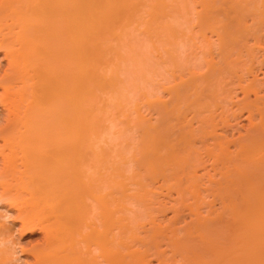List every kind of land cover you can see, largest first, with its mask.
Returning <instances> with one entry per match:
<instances>
[{"label":"bare ground","instance_id":"1","mask_svg":"<svg viewBox=\"0 0 264 264\" xmlns=\"http://www.w3.org/2000/svg\"><path fill=\"white\" fill-rule=\"evenodd\" d=\"M142 1L144 0H0V53L2 54L1 58L6 60V63L4 66L3 65L1 66L0 64V108L2 110L0 111V162H1L0 164V187H1L0 193L5 194L8 197V201H9V202L0 203V205L1 207L4 208V210L6 208V211L8 209H15L14 220L16 219V221L20 223L21 230H24V231L28 230L30 233H33L32 231L39 229L44 234L43 243H40V245H36L27 250L30 252L33 259L31 262H28V263L26 262V264H146V263L148 264V260H147V258L149 257L148 254H152L154 252L153 250L157 251L156 250L157 249L156 244H157V239H158L157 236L160 237V235L164 233V232L162 233V230L165 232L166 231L168 232L169 230V232L171 231L172 234L170 233L171 235H169L170 246L165 244V242L166 243L168 242L167 241L168 237H164V239L166 238V241L163 238L161 241V238H160L158 240L159 242L161 241L160 245L164 243L167 249L171 248L172 250H174L176 248L174 250V253L176 252V254H179L177 258L182 259V260L183 258L187 259V257H184V256H188L187 254L189 252L186 253V255H184L185 253L183 254L184 243L186 244L185 240H183L184 238L182 237L181 239H177V240L175 239V237L178 238L180 234L178 232L179 234L176 235V231L178 229L180 232L183 231L184 230L183 227H181L182 229L180 227H177L178 229L173 228L172 230L170 229L171 228L170 226L172 225L171 223H170L171 225L168 224L170 226L167 227V230L165 227L168 225L167 224L165 225L164 223L163 224L165 226L163 225L162 229H160L161 228L160 226L159 228L152 227L154 225H152L151 223L152 222L155 223V221L153 220L152 215L150 214L153 213V210L155 212L158 209L157 213L155 212V214L159 215L161 213L159 212V210L162 211V206H164L161 204L162 203L161 200H157V198H155V197H158V195L160 194L159 193L157 195L158 192H156V190L160 188L161 186L163 188L164 186H166L167 187V188L165 187L166 189L168 188L175 189L174 186L176 185L177 188H179L178 185L180 184L182 185L181 181H184L187 179L188 181L191 182V186L189 187H193V188L195 187L194 188L195 194H193L190 191L189 192L192 193L196 199L200 198V183L204 180L205 176L203 177V180L201 178L198 179L199 178L198 176H197L198 178L196 177L197 175L196 171L198 170V169L196 170V168H198L196 166L198 164L200 166L203 165L204 162L201 163V161L206 160V159L204 160L201 159L203 156L205 158L212 160L211 162L215 164V166L211 165L212 163L208 159L206 161L207 162L209 161L211 163V164L210 163L208 164L211 167L212 166L214 167L212 169H214L216 174L217 173L220 174V176L218 177L219 180L218 178L217 179L214 178L216 176L214 175L215 173L213 174L211 178L207 177L209 180L210 179H213L216 181L218 180L217 182L215 181V184L213 183L214 182L213 180H212L213 182L211 180L210 181L207 180L209 184L211 183V185L213 184L214 186L213 189L209 188L213 186L211 185L207 186V183H206V186L210 189L209 192L212 194L210 195V193H207V195L209 194L208 196H212V198L216 197V199L213 198V200L211 201H214V200L217 201V199L218 200L221 199L220 202L218 201V203H220L221 205L222 202H226V199H227L229 201V202L227 201L228 204L226 203L227 206L231 202V206L230 205L229 206L232 207L233 205H235L236 207H238L236 209L240 211L241 210L240 204L242 205L243 198L244 200H247V201L249 200L248 193L250 192H248V188L250 187L249 191L250 189H252V193H250L252 195H254L255 192H258L255 181L259 184V186H261L260 188L264 190V184H262V182H264V75L258 78V73L262 71L261 69H264V0H204V1L201 0L199 3L204 2V6L206 7V9L203 6L200 9H205V10L195 11L196 13L193 11L192 16H195L196 14L195 19L194 17H190V15L192 14L191 10L195 9L196 8L195 6L198 4L193 6V9L191 8L190 10L188 9L190 6L189 4L186 6L184 4L185 6L184 7L180 0H179V3H178V0L172 1L173 5L175 4L174 5L175 7H177L178 4L180 5L178 8L179 9L181 8L183 13L184 12L187 13L190 10L189 16L187 18L185 17L184 19H182L181 15L179 16L177 15V16H174V18L177 17L178 19L177 18L174 19L170 15L172 14L171 12L177 13V11H181V10L179 9L171 10V7H170V11H169L168 10L169 8L168 9L165 8V6L167 7L169 4L170 5L172 4L170 3L171 1L169 0H168L169 2L166 1V3H169V4H165L164 0H147V2L146 0L145 2H142ZM175 2L178 4H176ZM192 4L194 5V3H191V5ZM142 5L149 6V10L146 11V13H148V18H146L147 16L145 17L144 16L145 13L142 12V11L145 12V10H147V9H144L145 7ZM199 5L202 6L203 4H199ZM141 6L144 7L143 10ZM186 7L187 9H184ZM167 11L169 12V16L171 17L170 19L171 20L172 18L174 19L172 20L174 23L172 21L170 22V20L167 19V15H168ZM199 13L200 14L202 13V15L203 13L206 14V16L203 15L204 17L203 19H205V21H203V23L200 24V26L204 25L203 27L199 26V23H200ZM143 16L145 17L144 25L142 26V24L140 23L138 24L142 27L147 25L143 28L145 29L143 31L149 34V38L152 35V37L150 38L151 40L154 37L153 35L162 33V35L164 34L163 37H168V38L172 37V40L174 41L176 39L175 37L176 34L177 35L180 34V36L184 35V34H181L182 33L181 29L183 28L179 29L180 31H177L178 29L176 30L177 25L181 27L182 26L181 22H182V24L184 23L186 27L191 28L189 23H191L190 21L193 19L196 20L197 22V23L195 22L193 23L197 24L196 26L200 27L199 29L200 32L201 30L205 31V29H207V31L209 32L211 31V33L215 34L214 35L215 39L212 40L211 38H207L206 37L207 35H204V34L201 35V33L198 32L200 34L199 37L200 36L203 37L204 35V37L201 39L202 40L201 45L200 46L198 45V47L203 48V50L201 52V49L197 47V49L199 50V54H202V55H198V54L195 55L194 54L195 51L196 53H198L196 46L197 44L200 43V40L197 43L196 42L197 37H195L196 34H193V36L196 38L195 41L193 40L194 43H192L193 46L196 45L195 50L193 52L192 51L190 52L188 48L192 49L194 47L191 44L187 45V43H185L186 41L183 42L185 45L188 46L187 48L188 53L187 54L184 53L186 55L183 56L184 58L183 60H180L182 57L179 56L181 55L179 54V51H177L176 53L174 52V50H176V47L173 46L174 48L173 49L172 45L166 43L168 48L169 47L172 48V50L167 48L169 50L168 53L170 52L174 53V54L170 53L171 55L169 54L167 56V59H164V61L167 60V62L165 61L167 65L162 64V66L164 65L165 67L160 66L161 63L157 62L156 60H158V57H160L161 55L158 56L157 54V58H156L152 55V52H151L149 53V55H151L154 59L152 57H150V59L151 61L153 60V62H155L156 65L154 66L156 67L157 71L151 67L153 65H149V66L154 72L151 69H148L150 67H148L147 65L150 63H147L146 65L147 71L146 70L144 71L145 66H143L144 65L143 60L147 62L148 57L146 58V60L144 59L142 55H144L145 53L144 52L142 53L141 52L142 50H139L141 54L140 52L136 54L139 58L143 57L141 59L142 61H140L142 63L140 64L139 58L136 57L135 54L132 53V51L134 50L133 48H135L136 52H138L137 46L129 48V51L131 52V54H129V52L126 53V51L123 48L119 49L120 47L118 48V46L120 45H117L116 44L117 42L113 43L114 40L111 39L113 36L118 38V37H122L123 35H125L124 37L125 39L127 38V35L130 36L131 38L132 33L130 34V32H128V31H131V30H128L130 29V26L128 27V24L130 25L131 24L130 21L135 20V19L138 20L137 22H140V21L142 22L143 20L141 19H144ZM139 17H140V20L138 19ZM179 17L182 19L181 21ZM188 18L189 20L190 18L192 19L186 22ZM116 23H122V24L116 26ZM171 23H173L174 26L171 25ZM131 26L134 28L133 23L131 24ZM183 31H185V29H183ZM174 32L176 34H174ZM167 33L168 34L170 33V35L174 34L173 36L175 39L173 38V36H170V35L168 36ZM106 34L107 35L111 34L112 36L106 37ZM103 35L106 38L103 37ZM156 37L157 36L154 37L155 40H156ZM177 37L180 39L179 36ZM103 38L106 40L107 38H110L112 41L110 39L108 41H110L111 43L107 42L106 40L103 41ZM143 38H145L144 40L146 41V37L143 36L142 40ZM178 38L176 40H179ZM100 39L102 40L101 42H99ZM132 39H134V42L136 43L135 38H132ZM151 40H149L150 44H151ZM159 40L160 39L157 38L156 41L158 42ZM119 42L120 44L122 43L121 46L124 47L125 45L124 40L121 41L120 39ZM179 42H181V40ZM189 42H190V38H189ZM152 43L154 44V42ZM128 44H131V43L128 42ZM166 44H162V46H165ZM134 45H137V44H134ZM154 46L156 45L154 44ZM148 47L149 45L147 46V48ZM151 48H155V47H151ZM167 49L165 50V53ZM120 50L121 52H125V54L121 53ZM108 51L110 55L108 54ZM149 51H150V48H149ZM106 53L110 57L111 55H113L111 59L116 58L117 60L113 61L112 59L111 60L112 62L110 64L109 63L110 58H109L108 60H106L109 62L106 63V61L103 59L105 61L104 62L101 59L105 58L103 56L106 55ZM120 53L122 54L123 59ZM188 56H189V60H188ZM95 58L99 60L98 62H100L102 67L96 65L98 63L95 62ZM131 58L137 60V62L135 60H132ZM128 60L129 62L132 61V66H135V69H133V67L131 66V63L127 62ZM102 61L106 63V65L108 66L109 72L108 71L104 72V70L102 72L100 71L103 68ZM120 61H123V62L126 61V64L129 63L130 64V65L128 64V66L130 67L129 69L131 71L134 70L133 72L138 71L136 69L140 70L141 68V70L145 73H142L141 75L138 74L140 77L137 76L136 72L133 75L138 78H143L144 77L143 74L146 75L148 71L149 72L152 71L151 72L152 74L150 73L151 76L152 75L154 76V74L157 75V72L158 73L160 72L158 71L159 66H160V69L161 68L163 69V71L165 70V68L168 69L167 67L171 69L170 71L165 70L166 73L165 72L162 73L161 71V74H166L167 77L170 76L169 77L170 79H167L165 77L167 79L166 82L169 81L166 84L167 86L165 85V83H163L165 79L164 80L162 79L163 81L162 83L164 85L160 83L159 84L160 86H159L156 83V84H153L154 86L152 84L150 86V82L145 78L146 77L145 76L144 80L146 83L143 81V79H140L142 82H144V83H141L143 84L142 86L143 88L142 87L137 88V86L138 87L141 86L139 82H137L138 80L136 81L137 82L136 83L135 77H131L130 75L126 73V75H128L127 77L133 78V81H134L133 84L135 83L134 85L131 83V86L133 85L132 87L134 89L133 91L137 93L139 91L138 89H141L139 92L142 91V99L144 98L145 100V101L142 100L144 101L143 103L146 104V106L153 111V112L149 111L150 115L148 116H152L153 114L155 115L154 117H152L155 119V122L153 121L154 124L151 121V118L145 117L146 114L142 115L143 112L141 113V110L144 104L142 106V104L139 102L141 104V108H140V106H138L140 104L137 103L136 105H134L136 102H133L134 104L132 103L133 105L131 104L128 107L126 103V105H124L122 108L121 104L125 103L124 102L125 92L118 86V84L116 85L115 83V82L118 83V80H120V78L118 79L117 74H119L120 72L121 73L120 77L123 78L124 74L122 75V71L126 72V70L123 68L125 67V65H123L122 67L119 64ZM138 63L140 64V66L141 65L142 66L140 67L139 65H137ZM157 63H159L160 65ZM168 72H169V76L167 74ZM262 72L261 74H264ZM153 76L151 77V79L153 78ZM127 77L126 79L124 77L126 81L128 79ZM122 78L120 81H122V84H124L125 80ZM147 82L149 84L148 91L152 92V89H153V92L156 93L155 90H158L160 88L162 91L166 92V95H168L167 100L164 101L163 99H161L162 96H160L159 94L160 92H157L158 94L156 93L157 94L156 95L155 93L153 92L149 93L146 90L149 93L148 95V93L144 90V85L145 84L147 85ZM100 83L101 84L103 83V84L101 85ZM113 85H115V87H113L114 89L118 87L119 90L117 88L114 92H111L114 90V89L110 90L111 89L110 87H112ZM126 85H128L127 82H125V86ZM135 85H136V88H134ZM95 87H96V90H95ZM103 88H109L107 90L108 91L110 90V91L107 94H106L107 91L103 93L104 90H106ZM130 88L128 89L130 93H134L133 91L131 92L132 89ZM97 89H100L101 91L100 90L97 91ZM94 90L97 91L96 92L97 94L99 93L98 94L99 96L101 94V98L105 100L106 102L111 100L110 97H112L111 95H114L113 93L117 94L121 90L120 93H118L117 95L115 94L117 97L114 95L116 100L113 99L112 97V99L115 100L114 102L118 101L117 102L119 104V105L117 104L118 107L116 106V104L113 103V101H110L117 108L114 105H113L114 107H111L112 104L107 102L108 106L107 104L106 106L110 107L109 108L110 110L107 108L105 110L104 107L101 106L102 105L101 103L103 102V100L101 98H98L99 96L95 97L96 99L94 98L96 94L95 92H93ZM100 92H102L104 96H108V97L105 98ZM109 93H111V95ZM135 93L133 95H135ZM238 93L242 94L241 99H236ZM91 94L93 98L95 99V101L99 102L97 104L100 107H102L101 109L104 110L105 112L104 114H101V116H103L102 118L105 119V120L103 119L104 120L103 122L106 123L107 120L110 119V121L106 123V125H109V128H110V130L108 131V134H110L112 130L114 131L115 129L117 130L118 128L117 125L116 126L114 125L115 127H117V128H114V126H111V124L112 123L115 124L116 122L114 121L115 119L118 122L121 117L118 114L114 115V112H112L113 108H115L118 113H120L119 111L121 110L122 112H125L124 114L127 113L126 115H122V116H125L124 117L125 119H126V116L128 117V115H131V114H132L131 117H135V120H134V118H131L129 116L130 122L132 121V119L134 120V126L137 131L136 134L138 136V134L140 133L139 134L140 139L136 136H134V138L133 136L131 137L132 133L130 130L131 128H129L130 125L129 126L125 125V126L129 128L130 130L129 135H130L131 140L128 139L129 135H128L127 129H126V132H127L126 138L122 137L126 135L125 130L121 128L122 126L118 128L121 130H117L118 132H114L117 134H113V136L117 135V137H120L118 136V134L121 135L122 131L125 132L123 133L124 135H121L122 140H120L121 138L120 139L117 138V139H119L120 140L119 142L121 143L123 141L125 145L127 143L125 140L128 139L131 143L130 149L132 151L134 150L132 152L128 148L129 152L131 153L136 152V149H132V148H134L133 146L136 145L134 143H137L136 139L137 141L139 140V143H137L138 145H136L137 146L136 148L138 149V152H139V153L136 152L138 153V156L135 155L136 153L133 154L138 159H136L133 155L132 156L127 155L129 153L125 154L126 152L122 154L118 151V153L122 154L118 156L117 150H114V152H116L115 154H117V155L115 154L114 155L119 157V159L116 157L117 159L116 158L115 159L117 161H115V159L113 158L115 156L112 155L113 152L110 153L109 149L107 151V149L105 150L104 148L105 145H107L106 148H109L108 145H111V147L114 146V143H112V142H116L115 140L113 141L114 138L110 139L109 137V139L112 141V142L110 141L111 143L108 142L106 138L105 140L107 144L105 145L102 144L103 145L102 148L100 147L101 144L99 143L97 144V142H95L97 140L100 141V137L106 134V132H104L105 130H103L102 127L99 129L100 126L97 127L98 128L97 130H100V131L103 130L102 131L103 134L98 131L100 133L99 135L97 130L95 128L93 129V127L99 124V121L93 126L92 124L94 123H92V120L97 121L96 119L99 120V118H97L96 116V119H92L93 117L92 113H95L94 115L98 113L97 115L99 116V114L102 111H100L101 109L100 107H98L97 104L95 106L98 107L99 109H97L95 106H93L92 108L91 106L92 101L90 103V100H93L94 102V99L90 97ZM151 94H153L154 98L151 97L152 96ZM139 96L141 98V95ZM136 97L137 96L135 95V98ZM150 97L153 98L151 99V101H150ZM100 100L102 102H100ZM139 101H141V99ZM128 102H130L129 99H128ZM130 107H134V108H130ZM147 107H146V110L148 111L149 109ZM95 108L98 110L97 113L93 112ZM129 108H130V111L132 112L128 111ZM116 110L113 109V111H116ZM107 111L109 112L111 111V112L107 113ZM122 112L120 114H122ZM243 113H246L245 118L248 120V126L246 127V129L244 128L245 129L244 134H239L240 133L239 132L238 133L239 135H237L238 137L232 138L233 136L231 134L232 137L227 138L226 133L224 132L225 129L232 126L231 121L236 120L238 117H240V115L242 116ZM105 114H108L107 117H109L110 114L111 116L106 120ZM117 115L119 118H116ZM111 117L113 118L112 119L113 121L111 120ZM93 118H95V116ZM127 121L124 123L126 124ZM147 121H149L150 123ZM109 122H111V124H109ZM132 122L129 124H132ZM122 123H120L119 125H121ZM193 124L195 125V127L193 126ZM105 128L107 127L105 126ZM240 129H243V128H240ZM93 130L94 131L96 130L95 133ZM218 130L219 131L221 130L223 132H218ZM62 131L65 134L67 133L66 139L70 143L69 144L70 146L68 147V149L69 148L71 150L72 149L74 150L83 149L84 151H87L86 152L87 154L91 147L94 148L95 146H97L98 148L100 147L101 149L104 148L103 151L104 150L106 151V153L104 154H106L107 158L111 160L110 163H112V165L109 163V161H107L108 159H104L106 161L105 164H107L105 166L107 167L109 165L108 166L109 170L108 169L106 170L107 172H104V170L102 171L104 172V174L106 173L105 177L107 176L106 178L103 176L104 177L103 181L106 179V181L104 182L105 183L104 186L107 188L106 189L107 191L103 193L104 195L101 194L103 190H100V189L97 190L99 187L94 185V183L97 184L96 182H92L93 184L87 182L88 180L87 174L89 172L88 173L84 172L87 175L85 178H83L85 179L86 182L83 179H82L83 181L79 180L81 185L84 182L83 187H79L80 183L75 181L77 177L74 180V182L76 183V186L78 185L77 186L78 189L77 188L74 189V187H76L74 186L75 184L72 186L70 184H67L69 185L67 186L65 184L66 182L63 181L64 174H61L60 172V165H62L61 161H63L61 159V156H62L61 154L65 153L62 147L67 141L65 142V139L60 138L61 141L62 140L64 141H62V143L60 141V144H59V136L60 134H63ZM96 132L98 133V135ZM222 133H225L224 134L225 136ZM95 134L97 136H100L98 137L97 140H95L96 138H94ZM96 135L95 137H97ZM109 136H111V134ZM104 138H103V141H104ZM117 145H119V148H122L123 144H117ZM59 146L61 147V149H59L60 148ZM231 147L233 149H231ZM65 148H66V144H65ZM93 148H91L90 151ZM70 149L69 151H71ZM122 149L123 150L125 149L124 151L127 150L126 146H124ZM59 150H62V151L60 152ZM74 150L71 151L72 155L71 154L70 155L73 156L74 160L76 158L77 160L79 158H80L79 160H81V157L78 156V153L80 152L79 153L80 155L81 153L85 154L84 151L82 150L81 152L79 150V152H77V150L75 151ZM95 150H96V147H95ZM123 150H121V152ZM69 151H67V157L70 156ZM100 151L101 150L97 152H100ZM75 152L76 154H74ZM109 154H111L112 157L111 156L109 157ZM123 155L125 156L127 155V158L129 156V159L127 158L125 159L126 161L129 160L130 167L126 166L125 160H123L124 162L122 160L120 161V158L123 159L124 157ZM74 156L75 157L77 156V157L75 158ZM70 158H68V160L65 159V161L72 162ZM92 158L90 157L91 160ZM111 158L114 159V161ZM77 160H75L76 164L79 165V163L80 164L82 163L79 160L78 161ZM83 161L85 165L86 164L85 161L87 160L83 159ZM66 162H64V166H65L64 168L67 167ZM118 162H120V165L124 163L123 166H126L128 168V169L125 168L124 171H126V169L129 171V168L131 171L132 165H134L133 166L134 168L132 169L133 173L130 171L129 172L127 171L128 174L126 173V177H125L124 176L125 172L122 171L124 167L120 166ZM132 162L133 163L135 162V163L131 164ZM88 163H91L89 159H88ZM86 166H89V165H86ZM83 167L84 166L82 165L81 168ZM87 168L88 170L91 169L89 167ZM79 169H80V166L76 167V173L78 171L79 174H81L80 172L82 171H79ZM215 169H220V170H218L217 172ZM83 170H86L85 167L83 168ZM91 170H94V169H91ZM142 170H144L145 176L142 175L143 174ZM74 171L75 170L72 169V172ZM209 171H207V173ZM76 173L74 172L75 175ZM92 173H89V174H92ZM149 173H152V174L149 175ZM195 173L196 175H194ZM129 175L132 176L131 178L136 179V180L135 181L133 179L127 180L128 182L126 181L127 182L126 183L125 180L127 179V177L128 178L130 177ZM153 175H156V176H153ZM80 176L83 177V175H80ZM121 176H122V180L120 179ZM72 177L73 176H71V178ZM124 177H125V180H124ZM151 178H154V180L157 179L156 181H158V179H161L160 181L162 182L161 183L162 185L159 186L157 184L155 185L156 187L153 186L155 181L153 180L154 182L151 183V180H152ZM182 178H185V179H182ZM200 180L201 182H199ZM97 181L98 183L100 182L99 180ZM131 181L132 182L134 181L135 185H131L132 184ZM160 181H158V183ZM167 181L169 182V186H167V184L165 185V183H168ZM171 182L175 184L173 185L172 183L171 184L172 186H171L170 185ZM204 182L203 184L205 185ZM102 183L99 184L100 187ZM128 184H130V186ZM192 184H195V186H192ZM250 184L252 186H250ZM181 185H180V189H182V197H180L179 201L175 200L174 203L175 204L179 203L178 206L180 204H181L180 206H182V203H183V207L187 206L188 208L191 206L192 210L196 206L197 207L202 206L199 208H203L204 202L200 203L199 201H197L196 202L197 204L200 203L198 206L195 203V198H193V196H192V200L194 199L193 203H191L188 200L186 201L187 198H185V194L188 193L189 195L187 196L191 198V195L189 192H187V189L185 190L186 192L183 190V188L184 189L188 188L187 187L188 185L183 184L182 187ZM93 186H95L97 189L96 188L94 189ZM130 187L132 190L130 189ZM150 187H153V188L150 189ZM193 188H192V191H193ZM152 189H156V190L155 191L153 190L154 191L153 192ZM169 189L167 191H169ZM262 190L260 189V196H259L260 199L257 198L258 196H256L258 193L254 195L257 198L258 203H259V200H262V198H264V193H262L264 191ZM175 191H176L175 193L181 196L180 194L181 191L177 192L179 191V189ZM203 191L208 192L206 187L204 188ZM96 192L97 194L99 193V195L101 194V196L97 195ZM196 192L199 194H197ZM250 194H249V198H251L250 200H253L255 197L251 196ZM149 195L150 197L151 196L152 197L150 198ZM243 195L244 197L242 198ZM153 196H155L154 197L155 199L153 198ZM147 197H149V204L147 203L148 202ZM166 197H168V193ZM233 197H238V199L240 197L242 200L239 199L240 202L237 203L238 200L236 198L234 199ZM89 198L91 199V201L94 199L93 201L96 202V205L99 206V207L97 206L98 208H101V210L103 208L102 211L99 210V212L101 213H98V215L99 214L100 215L96 216V217H100L98 219H100L99 223L101 224H98L97 221H96V224L101 225L100 226L101 230L99 234H102V236L100 235L101 237L100 239H102L101 242L98 241L96 245L94 244L98 248V251H99L97 252L99 253L98 255L99 258L97 259L94 258L96 254L94 255V257L89 256V252L91 250L85 251L84 249L83 252H81V249H79V246L77 247V244H79L78 242L81 239V238L79 239V237L81 235H84L88 230H92V228L90 227L85 233L82 232L83 234L80 235L82 228H84L83 230H85V227L82 226V224L85 223V220L83 221V218H85L84 214L85 215L86 213L88 214V210H90L88 209L90 207V204L94 205L91 202L90 204L84 203V202H87L85 201V199L88 200ZM103 198H104V201L102 200ZM181 198L183 200H181ZM101 200L103 202L102 203L103 206L101 204ZM152 200L154 201L153 203L151 202ZM98 201H100V203H98ZM180 201L181 202L183 201V202L181 203ZM187 202L188 203L190 202L193 206L190 203L188 204ZM234 202H236V204L238 205L234 204ZM126 203L129 204L128 205L129 207L130 205L134 204V208L132 206L130 207L131 208L130 209ZM158 203L161 206H158L159 205ZM194 203H195V206H194ZM247 203L249 204L250 207H252L253 211L257 212V213L256 212L254 213L256 214V216H258L257 214L259 213V211L261 213L262 211H264V210L261 211V209H264L262 208L264 207V202L261 203L260 201V204L258 203L256 204L255 202H252L254 204L253 206H251L249 201ZM151 204L153 205L156 204L159 208H157L156 205L151 207ZM223 204L225 205V203ZM135 205L137 207H135ZM208 205L210 206V204H207V207H209ZM255 205H257L258 207L260 205L261 208L259 207L257 210V207ZM176 206L174 210L180 211L181 214L184 213L183 212L184 209L185 211L188 210L187 207L183 209V207L181 208L177 206L178 208L177 209ZM254 206L255 208H253ZM211 207L215 208L213 206H210V208ZM223 207L225 208V206ZM244 208L242 207V210L238 214L235 213L236 209L234 206L231 209L228 208L227 212L224 209L223 211L224 213L221 212V215L220 213L219 214L217 213V216L218 215L222 216V214L225 215V212H226L227 216L226 215L225 216L228 222H229L228 219H230V222H231V220L233 218H236L235 216H237L238 218L233 219L231 224H229L230 226L232 225V223H236V224L242 223L238 225L239 229L235 228L236 227L235 226L236 224H235L231 226L233 232L230 233V231H227L230 233V235L233 234L231 235L232 238L229 237L231 241L232 239L234 238L237 239L239 237V235L238 237L237 236L234 237L236 233L240 234V236L242 233L244 234L245 232L244 230L243 232L238 233L236 229L238 231L242 230L240 227L242 226L243 228H245L247 223H248V226L249 224L252 223L251 226H256L255 227L256 229L257 227H259L260 223L262 224L260 226H264V219L256 218L259 224L255 222V220L253 219L251 220L255 224L253 222H250V223L249 221L247 222V219L246 220L244 219L243 220L244 222L243 221L240 222V219H243L242 215L248 216V214L249 215L252 214V213L251 214L248 213L247 211H246V214H243L242 212L245 211ZM179 209H182L183 211ZM204 209H207V208H204ZM233 210H235L234 211L235 214L233 213ZM188 211H190V209ZM208 211L210 212V213L206 212L208 215L213 213L212 209H208ZM126 213L127 215H125ZM128 213L129 214L132 213V215H129ZM196 213L198 214L200 212H197L196 210L195 215ZM241 213L242 215L240 216L239 214ZM174 214H176L174 216L181 215L178 212ZM200 214H198L197 216L198 218L201 217L203 221L204 216ZM230 214L232 216L228 217ZM233 214H234V217H233ZM183 215L184 214H182L181 216ZM208 215H207V219H205L207 221L209 219L210 220L212 219L211 216H209L210 218H208ZM213 215L212 217L215 216ZM88 216L89 215H87V218ZM252 217L253 216L251 215L250 218ZM142 218H144L143 219L144 222L145 220L147 222L149 218V221L147 223L151 222L150 224L152 226L150 224L148 225L151 226L153 229L151 227H150L151 230H149V227L143 229L144 225H146L147 223H144L142 221ZM174 218H176V220L178 219L177 217H174ZM262 218H264V216H262ZM157 219L159 220V218ZM237 219L239 222L236 221ZM169 221L171 220L169 219ZM177 221L179 222L180 219H178ZM195 221L196 220L192 222V225L193 226L195 225L194 227L190 225L191 221L185 222L184 225H186V228H187V225L188 227L189 226L193 227L194 229L193 233L195 234V231H196L197 232L196 234L197 235L199 234L198 237L200 236L201 238H205L208 235V231L211 232V230L218 227L217 226L218 224H215L216 225L215 228L213 226V224L216 223L215 222L216 220L215 221L213 220V223L211 222L212 224L210 223V227L213 226L211 227V230H209V226L207 227V224L205 225L203 223L204 221L199 222L198 224H197L198 221L197 222ZM221 221L222 220H220V222ZM162 222H160L159 225H161ZM181 222L182 221L179 222L180 226H181ZM138 224L140 225V228L142 227L141 228L142 231L140 230L139 227H137L139 226ZM141 224L143 225L141 226ZM175 224H178V223L176 222ZM5 227L6 226L0 227V237L8 236L7 233L10 232L11 228L7 232L5 230ZM100 228L98 229L96 228V230H99ZM137 228L139 229V231L137 230ZM224 228L219 227L218 232L216 231L217 235L219 231L221 232V229H224ZM250 228H253V231L258 232V229L255 230L254 227L249 226V229ZM189 229L191 230L190 227ZM140 231L141 233L143 232L142 235ZM187 231L188 233L190 232L189 230ZM90 232L88 231L89 235H91ZM94 232H93V236L95 235ZM222 232L224 233V231ZM250 232L251 230L249 232L247 231L246 234L247 233L250 234ZM164 234L163 236H166V235L168 236L169 233H167L166 235ZM183 234H184V231H183ZM185 234H186V230H185ZM219 234L221 235V233ZM255 234L256 233H254V235ZM172 235L173 236L175 235V236L173 237ZM77 236L79 237L76 238ZM170 236H172L173 237L172 239H175L176 241H173V240L171 241ZM246 237H250V235L249 236L246 235ZM84 238H87L86 234ZM88 238L84 241H87ZM220 238L222 239V236ZM220 238H216L215 236L210 237L209 235L206 237V239L210 241V245L213 244V242H216V241L218 242ZM255 238H257V236ZM90 239H92L91 236H90ZM194 240L197 241L196 239ZM207 240H206V243H207ZM203 241L205 242V239L202 240V242ZM245 241L244 243L246 244ZM171 242H173V246L175 247L172 246ZM226 242L227 241H225V243ZM237 242H239V240H237ZM249 242L247 241V243ZM254 242L256 243V241ZM135 243L137 245V248L133 249ZM199 243L200 242H198V245ZM225 243L224 244L222 243V244L226 246L225 248H227V246L228 245L230 246L233 242L230 243L229 241L228 243L230 244L228 245H226L227 243L226 244ZM222 244L220 245L219 243L221 249L218 247V249L221 251L223 250ZM245 244H242V245L240 244V245L241 247L242 246L244 247ZM194 245H195V242H194ZM152 246H155L156 248L154 247L152 248ZM215 247L217 246H214V249H216ZM236 247L234 246V249ZM88 248L89 247H87V249ZM151 248L153 250H151ZM191 248L192 247H190V249ZM230 248L232 249L233 247L231 246ZM245 248H243V250H245ZM91 249H93V247H91ZM205 249L207 250V248ZM205 249L202 248V250H205ZM149 250L153 252H149ZM176 250H178L179 252L182 250V252L179 253ZM22 251L24 252L26 251V249L25 250L22 249ZM172 252L170 251L171 254ZM220 252L217 250V253H219V255L218 254L216 255V253L212 252L213 253L212 258L214 259H212L211 262H210L211 258L209 259V261L207 259L206 261L204 258L203 259L205 261L201 260L202 262L197 260L198 261L197 263L196 262L194 263V261L192 262V260H189L191 258H189L188 261L185 259V261L183 260V262L184 264L185 262H187L186 264H190V262L192 264H218V263H214L213 261H215L217 258V257L215 258V256H220L223 253H225V252L223 253H220ZM229 252H227L226 250V253H229ZM162 253H164L163 250H162ZM197 253L195 254L196 256H197ZM245 253L246 252H244V254ZM84 254L86 256H84ZM145 254L147 256L146 260H145ZM157 254L158 253H155L154 256H156ZM167 254H169V252H167ZM176 254L174 255L175 257L177 256ZM200 254L201 252L199 253V255ZM173 255L171 256L173 257ZM223 255L225 256V254ZM159 256L158 258H163L162 259L163 262L165 263L166 261L168 262V258L166 260V257L168 255L166 257L164 256L159 257ZM222 256L220 257L221 259H222ZM151 257L153 258V256ZM175 257L173 258L176 259ZM226 258L223 259V262H225ZM237 258L236 260H239ZM252 259L254 258L252 257ZM174 261L176 262V260ZM161 262L162 261H160V264ZM171 262L173 261L171 260ZM0 264H9L8 256L6 255V253H0ZM167 264H170V263L168 262Z\"/></svg>","mask_w":264,"mask_h":264},{"label":"rangeland","instance_id":"2","mask_svg":"<svg viewBox=\"0 0 264 264\" xmlns=\"http://www.w3.org/2000/svg\"><path fill=\"white\" fill-rule=\"evenodd\" d=\"M166 1H167V2L171 1L170 3H172V1H174V0H169V1H168V0H164L165 4H169V3H166ZM180 1L182 2V5H183V6H184V4H185V6L189 4L190 6H189L188 9H190V10H191V8L193 9V6H195L196 4H198V5H199V4H203L202 6L199 5L200 7H199L198 5H196V6H195L196 8L194 7L195 9L191 10V13H192V14L190 13V14H191L190 17H194V19L196 18V17H195V16H196V14H195L196 12H195V11H198V10H199V11H200V10L202 11V10H205V9H206V7L204 6V2L199 3L201 0H197L198 2H197L196 0H188V2H187V0H180ZM190 1H191V3H194V5H193V4L191 5ZM195 1H196L197 3H196ZM203 1H204V0H203ZM142 2H145V0L142 1ZM146 2H147V0H146ZM175 3H176V2H175ZM178 3H179V0H178ZM178 3H176V4H178ZM186 3H187V4H186ZM212 3H213V2H212ZM145 4H147V3H145ZM148 4H149V3H148ZM174 5H175V4H174ZM174 5H173V3H172L171 5L169 4L167 7L165 6V8H167V9L169 8V9H168L169 11H170V7H171V10L179 9V8H178V7L180 6L179 4H178V6L176 5L177 7H175ZM142 6H144V5H142ZM142 6H141L142 10H143L144 7H145L144 9H147V10H145V12L142 11V10H141V11H142L143 13H145L146 15L144 14V16H145V17L147 16L146 18H148V13H146V11L149 10V6H148V5H146V6H144V7H142ZM185 6H184V7H185ZM203 6L205 7V9H200V8H202ZM181 7H182V6H181ZM187 7H188V6H187ZM187 7L184 8V9H187ZM172 8H173V9H172ZM179 10H181V8H180ZM190 10H189V11H190ZM184 11H185V10H184ZM186 11H188V10H186ZM189 11H188L187 13H185V12L183 13L182 10H181V11H177V13H176V12H171L172 14H170V15H171V17H173V18H174V16H177V15L179 16V15H181V18L184 19L185 17L187 18V17L189 16ZM193 11L195 12V13H194L195 16H192V15H193ZM167 12H168V11H167ZM186 14H188V15H186ZM199 14H200V13H199ZM203 15L206 16V14H204V13H203ZM203 15H202V13L200 14V19H199L200 23H199V26H200L201 23H203V21H205V19H203V18H204ZM144 16H143L144 19H141V20H143L142 22H141V21H140V22H137V21H138L137 19L130 21L131 24L133 23L134 28L131 26V24H130V25L128 24V27L130 26V29H128V30H131V31H128V32H130V34L132 33L131 38H130V36H128L127 34H126V35H127V38H126V39L124 38L125 35H123L122 37H118V38H117V37H114V36H113L112 38L110 37L112 40H114L113 43L117 42L116 44H117V45H120V46H118V48H119V47H120L119 49L123 48V49L126 51V53L129 52V54H131V52L129 51V48H132V47L137 46V50H138V52H136V49H135V48H133L134 50L132 49L133 51H132V50H131V51H132L133 54H135L136 57H138L136 54L140 52L139 50H142L141 52H142V53H143V52L145 53V54H144L145 56L142 55V56L144 57V59L146 60V58L148 57L147 62H145V61L143 60V62H144V63H143V64H144L143 66H145L144 71L146 70V65H147V63H150V64L147 65L148 67H150L149 65H153V66H151V67L154 68V69L156 70V67L154 66V65H156L155 62H153V60L151 61V59H150V57H152V56L149 55V53H151V52H152V55H153L154 57H156V58H157V54H158V56L161 55L160 57H158V60H156L157 62H160L161 65H160L159 63H157V64H159L160 66H162V64L167 65V64L165 63V61L167 62V60L164 61V59H167V56H168L170 53H172V52L168 53V52H169L168 49L172 50L173 46L176 47V50H174V52L176 53L177 51H179V54H181V55H179V56L182 57L181 59H180V57H179V59H180V60H183V59H184L183 56H185V55L188 53V50H189L190 52H191V51L193 52V51L195 50V46H196L195 44H196V42L198 43V41L200 40V43L197 44L196 49H197L198 45H199V46L201 45V41H202L201 39L204 37V35H207L206 37H207V38H211L212 40L215 39V36H214L215 34L211 33V31L209 32V31H207V29H205V31H206L207 33H206L204 30H201V32L199 31L200 27H203V26H204L203 24H202L203 26L198 27V26H196L197 24H195V23H197L196 20H194V19L191 20L192 18H190V20H191V21H190L189 18H188L186 22H188V21L191 22V23H189L191 28L186 27L185 24H184V23L182 24V22H181V25H182V26L180 25L181 27H179V26L177 25L176 30L178 29L177 31H180L179 29H181V28L185 29L186 32L183 31V29H181V30H182V31H181L182 33H181V34H184V35H181V36H180V34L177 35V34L175 33V32H177V31L174 32V34H176L177 36L180 37V39H179V38L175 35L176 39L178 38L179 40H176V39L174 38V36H173L174 34H173V35H170V33H169V34L167 33L168 36H169V35H170V36H173V38H174L176 41H175V40L173 41V40H172V37H170L171 39L168 38V37H163L164 34L162 35V33H159V34H155V35H153L154 37L157 36V37H156V40H157V38L161 40V41L159 40L160 42H159V41L157 42V41L155 40L154 37H153L154 40H153V38H152V40L150 39V38L152 37V35H151L150 38H149V34H148V33H145V31H143V30H145V29H143V28H144L145 26H147V25H145L144 27H142V26L144 25V23H145V22H144V20H145V17H144ZM141 17H142V16H141ZM171 17L169 16V12H168L167 19H169L170 22H171L172 20H174L175 18H177V17H175L174 19L172 18V20H171V19H170ZM198 17H199V15H198ZM179 18H180V17H179ZM181 18H180V21L182 20ZM138 19L140 20V17H139ZM177 19H178V18H177ZM167 21H168V20H167ZM176 21H177V20H176ZM183 21H184V20H183ZM134 22H135V23H134ZM172 22H173V21H172ZM178 22H179V20H178ZM178 22H177V23H178ZM193 22H195V23H193ZM138 23L142 24V26H140ZM173 23H174V22H173ZM173 23H171V25L174 26ZM121 24H122V23H116V26L121 25ZM179 24H180V23H179ZM175 25H176V24H175ZM193 25H194V27H193ZM135 27H136V28H135ZM192 27H193V28H192ZM188 28H189V29H188ZM204 28H205V27H204ZM140 29H141V30H140ZM201 29H203V28H201ZM136 30H137V31H136ZM132 31H133V32H132ZM187 31H188V32H187ZM193 31H194V32H193ZM202 31H203L204 33H203ZM142 32H143V33H142ZM146 32H147V31H146ZM190 32H191V33H190ZM198 32H200L201 35L204 34L203 37H202V36L199 37L200 34H199ZM177 33H179V32H177ZM146 34H147V35H146ZM186 34H187V35H186ZM193 34H196L195 37H197V41H196L195 44H194L195 46L192 45V43H194L193 40L195 41V39H196V38L193 36ZM197 34H198V35H197ZM212 34H213V35H212ZM104 35H105V34H104ZM104 35H103V37H105ZM165 35H166V34H165ZM185 35H186V36H185ZM108 36H112V35H111V34H109V35L106 34V37H108ZM140 36H141V37H140ZM143 36L146 37V41L144 40L145 38H143V40H142V37H143ZM190 36H191V37H190ZM106 37H105V38H106ZM183 37H184V39H183ZM185 37H187V38H185ZM198 37H199V38H198ZM110 38H107V40L103 38V41L106 40L107 42H110V41H108ZM119 38L121 39V41L124 40V42H125L124 47H125L126 49H125L124 47L121 46L122 43L120 44V42H119L120 39H119ZM132 38H135L136 43L134 42V39H132ZM189 38H190V42H191V43L189 42ZM193 38H194V39H193ZM101 39H102V38H101ZM101 39L99 40V42L102 41ZM111 39H110V40H111ZM115 39H116V40H115ZM131 39H132V41H131ZM112 40H111V41H112ZM126 40H127V42H126ZM149 40H151V44H150ZM180 40H181L182 43L186 41L185 43H187V45L191 44L194 48H192V49L190 48V49H189L187 45H185L184 43L182 44L181 42H179ZM140 41H141V42H140ZM144 41H145V42H144ZM147 41H148V42H147ZM118 42H119V44H118ZM124 42H123V43H124ZM128 42L131 43V44H128ZM132 42H133L134 44H137V45H134ZM152 42H154V44H155L156 46H154V44H153ZM110 43H111V42H110ZM166 43L172 45V48H170V47L168 48ZM116 44H114V45H116ZM142 44H143V45H142ZM162 44H166V45H165V46H162ZM138 45H140V46H138ZM141 45H142V46H141ZM148 45H149V47L147 48ZM158 45H159V46H158ZM170 45H169V46H170ZM192 46H191V47H192ZM151 47H155V48H157V49H155V48H151ZM165 47H166V48H165ZM180 47H181V48H180ZM138 48H139V49H138ZM149 48H150V51H149ZM158 48H159V49H158ZM167 48H168V49H167ZM187 48H188V50H187ZM198 48L201 49V52H202L203 48H200V47H198ZM123 49H122V50H123ZM154 49H155V50H154ZM166 49H167V51H166V53H165V50H166ZM173 49H174V48H173ZM124 50H123V51H124ZM151 50H152V51H151ZM160 50H161V51H160ZM163 51H164V53H163ZM184 51H185V52H184ZM197 51H198V53H196V51H195V53H194L195 55H197V54H198V55H202V54H199V50H198V49H197ZM120 52H121V50H120ZM141 52H140V54H141ZM158 52H159V53H158ZM201 52H200V53H201ZM121 53L125 54V52H121ZM121 53H120V54H121ZM154 53H155V55H154ZM184 53H186V54H184ZM108 54H109V51H108ZM108 54L106 53L107 56L104 55L103 57H105V58H102L101 60L104 59V60L106 61V60H108V59L110 58V59H109L110 62H109V61H106V63L109 62L110 64H111V62H112V61H111L112 59H113V61H116V60H117L116 58H112V59H111V57H113V55H111V57H110V56H109L110 54H109V55H108ZM111 54H112V52H111ZM172 54H174V53H172ZM114 55H115V54H114ZM170 55H171V54H170ZM1 56H2V54L0 53V64H1V66H2V65L4 66L5 63H6V60L3 59V58H1ZM121 56H122V54H121ZM129 56H131V55H129ZM97 57H98V56H97ZM100 57H101V56H100ZM132 57H133V56H132ZM143 57H141V58L138 57V58H139V63H140V64L142 63V62H140V61H142L141 59H142ZM197 57H198V56H197ZM199 57H201V56H199ZM126 58H127V56H126ZM152 58H153V57H152ZM122 59H123V56H122ZM128 59H129V58H128ZM131 59H132V60H135V59H133V58H131ZM153 59H154V58H153ZM186 59H187V58H186ZM104 60H103V61H104ZM129 60H130V59H129ZM129 60H128L127 62H129ZM188 60H189V56H188ZM98 61H99V60L95 58V62L98 63V64H96V65L102 67V65H101L100 62H98ZM103 61H102V63H103V68H104V69L102 68V70H100V71L102 72V71L104 70V72H106V71L109 72V68H108V66L106 65V63H104L105 61H104V62H103ZM123 61H124V60H123ZM123 61H120L119 64H120L122 67H123V65H125V67H123V68L126 70V72H125V71H122V75L124 74L125 76L123 75V78L120 77V74H121V73L119 72V74H117V75H118V79L120 78V80H121V78L124 79V77H125V79H126V77H127L128 75H130L131 77H135V76H133L135 72L137 73V76H139L138 74L141 75L142 73H145V72H143V71L141 70V68H140V70H139V69H136V70H138V71H135V72H133L134 70L131 71V70L129 69L130 67L128 66V64L131 63V66H132V61H130V62L127 63V64H126V61H125V62H123ZM135 61L137 62V60H135ZM148 61H149V62H148ZM150 61H151V62H150ZM154 61H155V60H154ZM168 62H169V61H168ZM109 63H108V64H109ZM139 63H138L137 65L140 66ZM129 65H130V64H129ZM106 66H107V67H106ZM121 66H120V67H121ZM139 66H138V67H139ZM141 66H142V65H141ZM141 66H140V67H141ZM160 66L158 67V68H159L158 71H160V72H159L160 74L157 72V75H155V74H154V76L152 75V76H153L152 79H151V77H152V76H151V74H152L151 72H152L153 70L151 69V67H150V68L147 67L148 69H151V70H152L151 72L148 71L146 75L143 74V76H144V77L146 76L145 78L150 82V86H151V84L153 85V84H156V83H157V85H159L160 83L163 82L162 79H163V80L165 79L164 82H163V83H165V85L169 82V81L166 82L167 79H170V78H169V77H170V76H169V72L167 73L169 77H167L166 74H161V71H162V73H164L165 70H166V71H170L171 69H169V67H167L169 70L165 68V70L163 71L162 68L160 69ZM163 66H164V65H163ZM163 66H162V67H163ZM132 67H133V69H135V66H132ZM132 67H131V69H132ZM138 67H137V68H138ZM164 67H165V66H164ZM170 67H171V66H170ZM106 68H107V70H106ZM123 68H122V69H123ZM124 69H123V70H124ZM261 70L264 71V69H261ZM119 71H120V70H119ZM140 71H141V72H140ZM146 71H147V70H146ZM156 71H157V70H156ZM262 71H260V72L258 73V78H260V77H262V75H264V74H261ZM108 72H107V73H108ZM123 72H125V73H123ZM153 72H154V71H153ZM99 73H100V72H99ZM126 73H127L128 75H126ZM150 73H151V74H150ZM165 73H166V72H165ZM262 73H264V72H262ZM143 76H142V77H143ZM150 76H151V77H150ZM131 77H127V78H128L127 81L124 79L125 82L128 83V85H126L127 87L125 86V82H124V81H123L124 84H122V81H120V80H118V83L115 82L116 85L118 84V86H119V87L125 92V96H124V98H125V101H124V102H125V103L123 102L124 104H121V105H122V108H123L124 105H126V103H127V107H128V106H130L133 102H136L135 104L133 103L134 105H136L137 103H138V104L141 103L142 106H143V104H144L143 102L145 101L144 98L142 99V91L139 92L141 89H138L139 91L137 90L139 93H138V92L135 93V92L133 91L134 89H133L132 87H133V85H134L135 83L133 84L134 81H133V78H131ZM139 77H140V76H139ZM144 77H143V78L135 77V79H136L135 82L138 80L137 82H139V84L141 85V86H139V87L137 86V88H140V87L143 86V84H141V83H144V82H145ZM165 77H166L167 79H166ZM137 78H138V79H137ZM160 78H161V79H160ZM140 79H143L144 82H142ZM155 79H156V81H155ZM261 79H262V78H261ZM140 81H141V82H140ZM159 81H160V82H159ZM137 82H136V83H137ZM115 83H113V84H115ZM131 83L133 84L132 86H131ZM145 83H146V82H145ZM163 83H162V84H163ZM100 84H101V83H100ZM100 84H99V85H100ZM102 84H103V83H102ZM102 84H101V85H102ZM105 84H106V82H105ZM105 84H104V85H105ZM107 84H108V83H107ZM99 85H98V86H99ZM104 85H103V86H104ZM145 85H146V84H145ZM145 85H144V90H145V91H146V90L148 91V90H149V89H148V86H149L148 82H147V85H146V86H145ZM157 85H155V86H157ZM163 85H164V84H163ZM94 86H96V85H94ZM103 86H101V87H103ZM109 86H110V85H109ZM128 86H130L131 88L128 87ZM153 86H154V85H153ZM159 86H160V85H159ZM166 86H167V85H166ZM113 87H115V85H113L112 87H110V88H111L110 90H113V89H114ZM116 87H117V86H116ZM99 88H100V87H99ZM117 88H118V87H117ZM117 88H116V89H117ZM129 88L132 89L131 92L133 91V92L135 93V95H136L138 98H137V97L135 98V95H133L134 93H130V91L128 90ZM134 88H136V85H135ZM142 88H143V87H142ZM150 88H152V87H150ZM103 89H106V90H104V92H103V90H102L103 93H105V92L107 91L106 94L110 91V90H109V91L107 90V89H109V88H103ZM116 89H114V90L111 91V92H114ZM95 90H96V87H95ZM95 90H94L93 92L96 93V92L99 91L100 89H97V91H95ZM118 90H119V88H118ZM150 90H151V89H150ZM154 90H155V89H154ZM100 91H101V90H100ZM147 91H146V92H147ZM155 91H156V93H157V92H160L159 94H160V96H162L161 99H163L164 101L167 100V96H168V95H166V92H165V91H162L160 88H159L158 90H155ZM102 92H100V93H102ZM120 92H121V90H120ZM120 92H118V93H120ZM148 92H149V93H152V92H153V89H152V92H150V91H148ZM148 92H147V93H148ZM164 92H165V93H164ZM95 93H94V94H95ZM103 93H102V95H103ZM118 93H117V94H118ZM149 93H148V95H149ZM153 93H155V92H153ZM156 93H155V94H156ZM98 94H99V93H98ZM98 94L96 93L95 96H94V98L97 97V96H99ZM109 94L111 95V93H109ZM109 94H108V95H109ZM113 94L115 95L116 93H113ZM117 94H116V95H117ZM123 94H124V93H123ZM155 94H154V96H155ZM157 94H158V93H157ZM157 94H156V95H157ZM163 94H164V95H163ZM114 95H111V96L113 97V99H115V96H116V95H115V96H114ZM119 95H120V94H119ZM139 95H141V98H140ZM151 95H152V96H151ZM151 95H150V96L153 97V94H151ZM103 96H104V95H103ZM90 97H92V99H94L93 96H92V94H91ZM104 97L107 98L108 96H104ZM112 97H110L111 100H110V99H108V100L113 101V103L116 104V106H117V104H118L117 102H118V101H117V102H114L116 99L113 100ZM116 97H117V96H116ZM119 97H120V96H119ZM119 97H118V99H119ZM128 97H129V98H128ZM151 97H150V101H151V99L154 98V97H153V98H151ZM241 97H242V94L238 93L236 99H241ZM98 98H101V94H100V96H99ZM124 98H122V99H124ZM139 98L141 99V101H139V100H140ZM90 99H91V98H90ZM95 99H96V98H95ZM95 99H94V102H93V100H90V103H91V101H92V103H91V104H92V105H91L92 108H93V106H95L97 103H99L98 101H95ZM101 99H102V98H101ZM128 99L130 100L131 103L128 102ZM136 99L138 100V102H137ZM98 100H99V99H98ZM102 100H103V99H102ZM106 100H107V99H106ZM142 100H144V101H142ZM110 101H107V102H109V103L112 104L111 107H114L115 105H114L112 102H110ZM121 101H123V100H121ZM95 102H96V103H95ZM100 102H102V101L100 100ZM107 102H106L105 100H103V102L101 103V104H102L101 106H103L105 110H106V108H107V109L110 108V107H107V106H108V103H107ZM139 102H140V103H139ZM128 103H129V105H128ZM106 104H107V106H106ZM133 104H132V105H133ZM141 104L138 105V106H140V108H141ZM97 105H98V104H97ZM113 105H114V106H113ZM118 105H119V104H118ZM121 105H120V106H121ZM147 105H148V104H147ZM116 106H115V107H116ZM144 106H146V104H144ZM144 106L142 107V110H141V113L143 112L142 115H145V114H146V116H145L146 118H147V117H148V118H151V121H152V122H153V121L155 122V119L152 118V117L155 116L153 113H152L153 115L151 114L152 116H148V115H150V114H149V113H150L149 111H151V112H153V111H152L150 108H148V107L146 106V107L149 109V110L147 111V110H146V107H144ZM95 107H96V106H95ZM98 107H100V106L98 105ZM98 107H96V108L99 109ZM117 107H118V106H117ZM117 107H116V108H117ZM125 107H126V106H125ZM90 108H91V107H90ZM96 108H95V109H96ZM101 108H102V107H100V109H101ZM130 108H134V107H130ZM130 108L128 109V111H129V112H132V111H130ZM95 109H94L93 112H96V113H97L98 110H97V109L95 110ZM111 109H112V108H111ZM113 109L116 110L115 108H113ZM113 109H112V112H114V115L118 114L119 116H121V117H123V118L120 117V120L118 119V120H119V121H118L119 123H118L117 120L115 119L114 121H116L117 123H116V122H115V124L112 123V124H113V125H112L111 122L113 121V120H112L113 118L111 117V120H112V121L109 122V124H111V126H114V125L116 126V125H117L118 128H120V127L122 126L121 128L124 129L125 132H126V129L128 130V131H127V132H128V135L130 134L129 131L131 130V133H132V134H131V137L133 136V138H134V136H136V137H138V138L140 139V135H139L140 133L138 132L139 134H138V136H137V134H136L137 131H136L135 126H134V120H135V117H131L132 114L129 113V114H131V115H128V117L130 116L131 118H134V120L132 119L133 122L131 121L132 124H129V123H131V122H130V117L128 118V117L126 116V119L129 120V121H127V120L124 118L125 116H122V115H126L127 113L124 114L125 112H122V110H121V111H119V112H120V113L122 112V114H120V113L117 112V110H116V111H113ZM92 110H93V109H92ZM92 110H91V111H92ZM109 110H110V109H109ZM118 110H119V109H118ZM124 110H125V109H124ZM0 111H2L1 108H0ZM100 111H102L103 113L101 112V113L99 114V116L97 115L98 113H97L96 115H94L95 113H92V112H91V113L93 114L92 116H93V117L95 116V118H93V117L91 116L92 119H96V116H97V118H99V120L96 119L97 121L92 120V123H94V124H92L93 126H94L96 123H98V121H99V124H97L95 127H93V129L95 128V129L97 130V129H98L97 127L100 126L99 129L102 127L103 130H105L104 132H106V134H104L103 136L101 135L102 137L97 136L99 132L102 133V131H103V130H102V131L97 130V132H98V131H99V132H98V133L96 132L97 135H96V134H95V135H96L97 137H95V135H94V138H96L95 140H97L98 137H100V141L97 140V141H95V142H97V144H98V143L101 144L100 147L102 148L103 145L107 144V142H106V140H105L106 138H107L108 142L111 141V140H110L111 138H114L113 141H114V140H115L116 142L118 141L117 144H123L124 146H126V149H127V150L124 151L125 149H124V150L122 149V148L124 147L123 145H122V148H119V145H117L116 142H112V141H111L112 143H114V146L111 147V145H108L109 148H106L107 145H105L104 148H105V150L107 149V151H108V149H109V150H110V153L113 152L112 155H114V154L116 153V152H114V150H117V154H118V156H119V155H122L124 152H126L125 154L129 153V154H127V155L132 156L133 154H135L136 152H138V149L136 148V147H137L136 145H138L137 143H139V140L137 141V139H136V142H137V143H134V144H136V145L133 146V144H132V146L134 147V148H132V149H136V152L131 153V152H129V150H128V148H129V149L131 148V143H130V141H129V140H131L130 135H129V137H128L129 140H128V139L125 140V141L127 142V143L125 142L126 145L123 143V141H122V143L119 142L120 140H122L121 135H124L123 133H125V132L122 131V134H121V135L118 134V136H120V137H117V135H114V136H113V134H117V133H114V132H118L117 130H121V129H118L117 127L114 126V128H117V130H116V129H115V131L112 130L113 133H112V131H111V133L109 132V133L111 134L112 137L109 136L110 134H108V131L110 130V128H109V125H106V123H107L108 121H110V119H109V120H107V119L111 116V114L109 115V117H107L108 114H105V115H106V120H107V122L105 123V122H103L105 119L102 118L103 116H101V114H104L105 112H104V110H102V109H101ZM100 111H99V112H100ZM128 111H127V112H128ZM145 111H146V112H145ZM108 112H109V111H107V113H108ZM110 112H111V111H110ZM110 112H109V113H110ZM116 112H117V113H116ZM114 115H113V116H114ZM118 115L116 116V118H119ZM133 115H134V113H133ZM245 116H246V113H243L242 116L240 115V117H238L239 119L237 118L236 120H232V121H231V123H232L231 125H232L234 128H233L232 126H230V127H228V128L225 129L224 132L226 133L227 138H228V137L231 138L232 136H233L232 138H236V137H238L237 135H239V134H244L245 129H246V127L248 126V120L245 118ZM114 117H115V116H114ZM103 119H104V120H103ZM124 119L127 121L128 125H127V123H126V124L124 123V122H126ZM122 120H123V121H122ZM149 120H150V119H149ZM94 121H95V122H94ZM122 122L124 123V125H123ZM147 122H149V121H147ZM154 122H153V124H154ZM120 123H122V124L119 125ZM149 123H150V122H149ZM104 124H105V125H104ZM118 125H119V126H118ZM125 125H126V126H129V125H130L129 128H131V129L129 130V128H127ZM242 125H243V127H242ZM105 126H106L107 128H105ZM193 126L195 127L194 124H193ZM236 126H237V127H236ZM124 127H125V128H124ZM240 128H243V129H240ZM244 128H245V129H244ZM107 129H108V130H107ZM234 129H235V131H234ZM239 129H240V130H239ZM96 130H95V131H96ZM238 130H239V131H238ZM93 131H94V130H93ZM95 131H94V133H95ZM62 132H63V131H62ZM62 132H61V133H62ZM127 132L125 133L126 135H125V136H122V137H125V138H126V136H127ZM218 132H223V131H221V130L219 131V130H218ZM239 132H240V133H239ZM119 133H121V132H119ZM225 133H222V134L224 135ZM238 133H239V134H238ZM63 134H65V133L63 132ZM63 134H60V136H59V144H60V141H61L60 138L65 139V142L67 141V139H66V138H67V136H66L67 133H66L65 135H63ZM102 134H103V133H102ZM231 134H232V136H231ZM61 135H62V136H61ZM99 135H100V133H99ZM63 136H64V138H63ZM224 136H225V135H224ZM234 136H235V137H234ZM104 137H105V138H104ZM109 137H110V139H109ZM94 138H93V139H94ZM103 138H104V141H103ZM117 138H119V139L121 138V139L119 140V139H117ZM125 138H124V139H125ZM62 141H64V140H62ZM62 141H61V143H62ZM93 141H94V140H93ZM95 142H94V143H95ZM100 142H101V143H100ZM102 142H103V143H102ZM111 142H110V143H111ZM133 142H134V140H133ZM65 144H66V148H65ZM65 144H64L63 147H62L63 151L65 152V153L62 152L64 155L60 153L62 156H64V157L61 156V159H62L63 161H61V159H60V161H61V163H62V165H60V172H61V174H64V175H63V178H64L63 181L66 182L65 184H66V185H67V184H70L71 186L75 184L74 186H76V183L74 182V180L76 179V177H77V179H76L75 181L79 182V180L81 181L83 178H85V177L88 175V180H87V178H86L87 182H89V183H91V184H93L92 182H96V183L98 184V185H97V184L94 183L95 186H98V187H99V188L97 189L95 186H93L94 189L96 188L97 190H99V189H100V190H103V192H102L101 194H103L105 191H107V190H106L107 188L104 186V185H105L104 182L106 181V179H105L104 181H103V179H104L105 174H106V173L104 174V172H107L106 170L109 168V167H108L109 165H108L107 167L105 166V165H107V164H105L106 161H105L104 159H108V158H107V155L104 154V153H106L105 150L103 151L104 148L101 149L100 147L98 148L97 146H95L97 151L101 150L100 152H97V151L95 150V147H94V148L91 147V148H93L94 150L92 149L93 151H92V150L90 151V149H91V148H90V149H89L90 152L88 151L89 154H88V153L86 154L87 151H84V150L82 149V150L84 151L85 154L81 153V155L79 154V153H80L79 150H80L81 152H82V150H81V149H78V150L75 149V150H77V152H79V153H78V156L81 157V160H79L80 158H79L78 160H79L80 162H82L81 164L79 163V165H78V164H76V162H75V160H77V158H76L77 156H76V157L74 156V157L76 158L75 160H74L73 156H71V155H72V154H71V153H72L71 151L74 150V149L71 150V149L69 148V149L71 150V151H69V149H68V147L70 146V145H69V144H70L69 141H67ZM97 144H95V145H97ZM102 144H103V145H102ZM127 144H128V145H127ZM112 145H113V144H112ZM116 145L118 146V148H117ZM61 146H62V145H61ZM93 146H94V145H93ZM59 147H60V146H59ZM120 147H121V146H120ZM97 148H98L99 150H98ZM111 148H112V149H111ZM59 149H61V147H60ZM118 149H119V150H118ZM231 149H233V148L231 147ZM75 150H74V151H75ZM111 150H112V151H111ZM121 150H123V151L121 152ZM130 150H131V149H130ZM59 151L61 152L62 150H59ZM67 151L70 152V153L68 152L69 155L71 154L70 156L68 155L69 157H67ZM118 151H119L120 153H122V154L118 153ZM131 151H132V150H131ZM133 151H134V150H133ZM133 151H132V152H133ZM93 153H94V155H93ZM138 153H139V152H138ZM138 153H136L135 155L138 156ZM74 154H76V152H75ZM90 154H91V155H90ZM107 154H108V152H107ZM117 154H115V155H117ZM92 155H93V156H92ZM96 155H97V156H96ZM98 155H99V156H98ZM102 155H103V156H102ZM105 155H106V156H105ZM115 155H114V156H115ZM127 155H126V156L123 155L124 157H123V159L120 158V161H121V160H122V161L125 160V164H126V166H129V167H130L129 160L126 161V159H125V158H127ZM94 156H95V158H94ZM104 156H105L106 158H105ZM110 156H111V154H109V157H110ZM129 156H128L127 159H129ZM133 156H134V155H133ZM70 157H72V158H70ZM87 157H88L89 161H91V163H88V159H87ZM90 157H91V158L93 157L94 159L92 158V160H91ZM100 157H101V158H100ZM111 157H112V156H111ZM116 157H117V156H115V157H113V158L115 159ZM134 157H135L136 159H138L136 156H134ZM140 157H141V155H140ZM140 157H139V158H140ZM203 157H204V156H203ZM203 157H202L201 159H203V160H204V159H206V160L208 159V158H205V157L203 158ZM68 158H70L72 162H70V161H67V162H66L65 159L68 160ZM117 158L119 159V157H117ZM117 158H116V159H117ZM83 159H84V160H87V161H85V163H86L85 165H84V161H83ZM111 159H112V158H111ZM114 159H112V160L114 161ZM116 159H115V161H117ZM132 159H133V158H132ZM141 159H142V158H141ZM73 160H74V161H73ZM78 160H77V161H78ZM96 160H98V161H96ZM206 160L201 161V163L204 162V163H203L204 166H203V165L200 166L199 164H198L199 166H198V165L196 166V167H198V168H196V170L198 169V170L196 171L197 175H196V173L194 174V175H196V177H197V176L199 177V178L197 177L198 179L201 178L202 180H203V177L205 176V177H204V180H203L202 182H201V180L199 181V182H201V183H200V198H199V199H196V198L194 197V195H193V194H195V192H194V188H195V187H194V188H193V187H189V186H191V182L188 181L187 179H186L187 181H186V180L181 181L182 185H183V184L188 185V186H187L188 188H185V189L183 188V190L185 191V190L187 189V192L190 191V192L193 193V194H192V193L189 192L190 195H191V198H190L189 196H187V195H189L188 193L185 194V198H187L186 201L188 200V201H190L191 203H193V202H194V199L192 200V196H193V198H195V203H196L197 201H199L200 203H201V202H202V203L204 202L203 208H199V207H202V206H199L200 203H199V204L196 203L199 207L196 206V207H195L196 209L193 208V210H192V207H191L190 205H189V206H190L189 208H188L187 206L183 207V203H182L183 201H182V202L180 201V202L182 203V206H180L181 204L178 206L179 203L176 202L177 204H175L174 201H175V200H176V201H177V200L179 201V200H180V197H182V189H180V185H181V184L178 185L179 188H177V186L175 185V186H174L175 189H174V188H172V189H171V188H170V189L168 188L169 191H167L168 189H166V188H167L166 186H164V188L161 186V185H162V184H161L162 182L160 181L161 179H158V181H160V182L158 183V181H156L157 179L154 180L155 177H154V178H151V179H152V180H151V183L154 182V181H155V183H156V184L154 183L153 186H155V185L158 184L159 186L162 187V188H161V187L158 188V189H157L158 191H157L156 189H152V191H153V190H154V191L156 190V192H158L157 195H158L159 193H160L159 195L162 194L161 196L158 195V197L153 196V198L155 197V198H157V200H161V202H162L161 204L164 205L165 208H164V206H162V211L159 210V212H161V213L164 212V211H165V212L162 213V214L160 213L159 215H158V214H155V212L157 213V211H158V209H157V208H159L158 206H161V205H160L159 203H158V204H159L158 206H157L156 204H154V205L157 206V208L155 207V208L157 209V211L154 212V210H153V213L150 214V215H152V218H153V220L155 221V223H153V222H152V223L150 222V223H151L152 225H154V226H152L150 223H147V222L149 221V218H148V221H147V222H146V220H145V222H144V221H143L144 218H142V221H143L144 223H147L146 225H144L143 229L149 227V230H151V229H150L151 226H152V227H156V228H157V227L159 228V226H160V227H161L160 229H162V226H163L164 224H165V225H166V224L168 225V224H170V223H171L172 225L170 224L171 226H170V225L166 226V227H165L166 230H167V227H169V226L171 227L170 229H172V230H173V228H174V229H178L177 227H180V228L183 227V229H184V230H183V231H184V234H183V231L180 232L179 229H178V230L176 231V235H178V234L180 233V234H179V237H180V238H179V237H178V238L175 237V239L177 240V239H181L182 237L184 238L183 240H185L186 244L184 243L183 254L185 253L184 255H186V253L189 252V253L187 254L188 256H184V257H187V259L185 258L187 261H188L189 258H191V259H189V260H192V262L194 261V263H195V262L197 263L198 261L202 262V261H205L206 259L209 261V259L211 258V259H210V262H211V260L214 259V258H212V257H213V253H216V255H217V254L219 255V253H217V250H218L219 252H220L221 250H219L218 247L221 249L220 245H221L222 243L224 244L225 241H227V242H226L227 244L225 243L226 245H228V244H230V243H232V242H233V243H232L230 246L228 245L227 248H225L226 246H224V245L222 244V248H223V250H222L220 253L225 252V253H223V254H225V256H224L223 254H222L223 256H222V255H220V256H215V258L217 257V258H216L217 261H216V260H215L216 262L213 261L214 263L224 264V263L226 262L227 264H230V263H231V264H232V263H233V264H239V263H240V264H249V263L251 264V262H252V264H260V263L262 262L261 264H264V260H262V259H264V243H262V242H264V241H262V240H264V226H260V225H262V224L260 223L259 227H257V229H258V232H257V231H253V228H250V229H249V226H250V227H254V228L256 227V226H251L252 223L249 224V226H248V223H247V225L244 223V224L247 226V227L245 226L246 230H247L248 232L251 230V232H252V233L250 232V234H249V233L246 234L247 231H246L245 228H243L242 226L240 227L242 230H239V231L237 230V229H239V228H238V225H240V224H242V223H240V224L232 223L231 226H233V225L236 224V225H235L236 227H235V226H234V227L237 228L236 231H237L238 233H239V232L241 233V232H243V230H244V231H245V232H244L245 235L242 233L241 236H240V234H237V233L235 232L236 234L234 233V234H235L234 237H235V236L238 237V235H239V237H238L239 239H238V238H237V239L234 238V239H232V241L230 240L229 237H231V235H233V234L230 235V233L233 232V230H232V228H231V226H230L229 224H231V222H232L233 219H236V218H238V217L235 216L236 218H233V219L231 220V222H230V219L227 218V219L229 220V222H228V221L226 220V216H227L226 212H227L228 208L231 209V208L234 206L235 209H236V208H238V207H236L235 205H233V203H232L233 206L230 207V206H231V202H230V204H229L230 206H229V205L227 206V204H228V202H229L227 199H226V202H222L221 205H220V203H218V201L220 202L221 199H220V200L217 199V201H216V200L211 201V200H213L214 197L212 198V196H208L209 194L207 195V193H210V192H209V190H210L209 188H212V189H213L214 186H213V184L211 185V183L209 184V182H207V180H209L208 178H211V177L213 176V174L215 173L214 169H212V168H214L213 166H215V164H213V163L211 162V161H212L211 159H208V160H209L212 164H211L209 161L207 162ZM107 161H109V163H110L111 160L108 159ZM118 161H119V160H118ZM130 161H131V159H130ZM64 162H66V166H67L66 168H64V167H65V166H64ZM97 162H98L99 164H101V165H99ZM123 162H124V161H123ZM77 163H78V162H77ZM87 163H88V164H87ZM92 163H93V164H92ZM107 163H108V162H107ZM109 163H108V164H109ZM115 163H117V162H115ZM128 163H129V164H128ZM134 163H135V162H134ZM134 163L132 162L131 164H134ZM208 163H210V164L213 165V166L211 167ZM0 164H1V162H0ZM90 164H92V165H90ZM110 164L112 165V163H110ZM118 164L120 165V162H118ZM121 164H122V163H121ZM123 164H124V163H123ZM123 164L120 165V166L124 167V169L122 168V169H123L122 171H124L125 168H127L126 166H123ZM76 165L80 166L79 171H82V172H80L81 174H79L78 171H77L78 174L76 173V167H78V166H76ZM82 165L85 167L86 170H88L87 167H89V168H91V169H94V170H91V169L88 170V171L83 170L84 167L81 168ZM86 165H89V166H86ZM95 165H96V166H95ZM103 165H104L105 167H104ZM206 165H207V166H206ZM97 166H98V167H97ZM100 166H101V167H100ZM133 166H134V165H132V169L134 168ZM202 166H203V167H202ZM209 166H210V167H209ZM61 167H62V169H61ZM135 167H136V166H135ZM205 167H206L207 169H206ZM67 168H68V169H67ZM74 168H75V169H74ZM209 168H210V169H209ZM216 168H217V166H216ZM64 169H65V171H64ZM72 169L75 170L74 172L76 173V175L74 174V172H72ZM77 169H78V168H77ZM99 169H100V170H99ZM127 169H128V168H127ZM127 169H126V171H124V172H125V175H124L125 177H126V173H127V171H128ZM132 169H131V171H130V168H129V171L133 173ZM203 169H204V170H203ZM211 169H212V171H211ZM68 170H70V171H68ZM98 170H99V172H98ZM103 170H104V172H102ZM108 170H109V169H108ZM209 170H210V171H209ZM215 170L218 172V170H220V169H215ZM62 171H64V172H62ZM91 171H92V172L94 171V172L92 173ZM129 171H128V172H129ZM207 171H209V172L207 173ZM84 172H87V173L89 172V173H92V174H89V173H88V174L86 175ZM142 172H143L142 175L145 176V175H144V170H142ZM205 172H206V173H205ZM219 172H220V171H219ZM65 173H66V174H65ZM122 173H123V172H122ZM147 173H148V172H147ZM204 173H205V174H204ZM73 174H74V175H73ZM95 174H96V175H95ZM127 174H128V173H127ZM129 174H130V173H129ZM150 174H152V173H149V175H150ZM202 174H203V176H202ZM218 174H219V173H217V174L215 173L214 175H216V176H215L214 178L217 179V178L220 176V174H219V175H218ZM70 175L73 176V177L71 178ZM80 175H83V177L80 176ZM90 175H91V176H90ZM208 175H209V176H208ZM61 176H62V175H61ZM74 176H75V177H74ZM99 176H100V177H99ZM103 176H104V177H103ZM127 176H128V175H127ZM129 176H130V175H129ZM147 176H148V175H147ZM153 176H156V175H153ZM200 176H202V177H200ZM91 177H92V179H91ZM96 177H98V178H96ZM106 177H107V176H106ZM106 177H105V178H106ZM125 177H124V180H125ZM131 177H132V176H130L129 178L127 177V179L125 180V182H126L127 180H131V179H133V178H131ZM151 177H152V176H151ZM190 177H191V176H190ZM196 177H195V179H196ZM207 177H208V178H207ZM79 178H81V179H79ZM156 178H158V177H156ZM65 179H66V181H65ZM89 179H90V180H89ZM120 179L122 180V176H121ZM182 179H185V178H182ZM188 179H189V178H188ZM205 179H206V180H205ZM70 180H71V182H70ZM83 180L85 181V179H83ZM83 180H82V181H83ZM92 180H93V181H92ZM97 180H99L100 182L98 183ZM124 180H123V181H124ZM133 180L135 181L136 179H133ZM153 180H154V181H153ZM210 180L212 181L213 179H210ZM210 180H209V181H210ZM218 180H219V178H218ZM218 180H217V181H218ZM90 181H91V182H90ZM134 181H133V182L131 181L132 184H131V183H130V184H131V185H135ZM204 181H205V182H204ZM213 181H214V182H213ZM213 181H212V182L215 184V181H216V180H213ZM217 181H216V182H217ZM67 182H68V183H67ZM85 182H86V181H85ZM102 182H103L104 184H103ZM125 182H123V183H125ZM127 182H128V181H127ZM127 182H126V183H127ZM167 182H168V181H167ZM194 182H195V181H194ZM196 182H198V181H196ZM203 182L205 183V185L203 184ZM79 183H80V182H79ZM83 183H84V182H83ZM83 183H82V185H81V183H80V184H79V187H83ZM100 183H102L101 187H100V185H99ZM172 183H173V182H171L170 185H171ZM189 183H190V184H189ZM192 183H193V181H192ZM206 183H207V186H210V185H211V186H213V187H209V188H208V187L206 186ZM252 183H254V182H252ZM260 183H261V182H260ZM130 184H128V185L130 186ZM166 184H167V186H169V182H168V183H165V185H166ZM174 184H175V183H173V185H174ZM195 184H197V183H195ZM195 184H192V186H195ZM255 184H256V187H257V191H258V192H255V194H254V193H253V194L256 195V194L258 193L256 196H258L257 198H259V196H260V189L262 190V188H260L261 186H259V184H258L256 181H255ZM262 184H264V182H262ZM124 185H126V184H124ZM182 185H181V187H182ZM185 185H184V186H185ZM260 185H261V184H260ZM67 186H69V185H67ZM77 186H78V185H77ZM77 186L74 187V189H76ZM102 186H103V187H102ZM171 186H172V185H171ZM250 186H252V185L250 184ZM155 187H156V186H155ZM155 187H154V188H155ZM165 187H166V188H165ZM185 187H186V186H185ZM196 187H197V186H196ZM205 187H206V189H207L208 192L203 191ZM0 188H1V187H0ZM127 188H128V187H127ZM132 188H134V187H132ZM151 188H153V187H150V189H151ZM192 188H193V191H192ZM197 188H198V187H197ZM197 188H196V189H197ZM249 188H250V187H249ZM249 188H248V192L252 193V189H250V191H249ZM71 189H72V188H71ZM77 189H78V188H77ZM130 189H131V187H130ZM165 189H166V190H165ZM178 189H179V191H177V192H180V191H181V193H180L181 196H179L177 193H175V192H176L175 190H178ZM198 189H199V188H198ZM246 189H247V188H246ZM253 189H254V188H253ZM131 190H132V189H131ZM159 190H160V191H159ZM171 190H172V192H171ZM95 191H96V190H95ZM95 191H94V192H95ZM154 191H153V192H154ZM166 191H167V192H166ZM184 191H183V192H184ZM255 191H256V189H255ZM262 191H264V190H262ZM94 192H93V193H94ZM97 192H98V191H97ZM97 192H96V194H97ZM99 192H101V191H99ZM161 192H162V193H161ZM170 192H171V194H170ZM185 192H186V191H185ZM253 192H254V191H253ZM167 193H168V197H166ZM196 193H197V192H196ZM203 193H204V194H203ZM205 193H206V194H205ZM250 193H248V199H249L248 201H249V203L251 204V206H253L254 204H253L252 202H255V203L257 204L258 201H257V198H256L254 195L250 194ZM262 193H264V192H262ZM101 194L99 195V193H98L97 195L101 196ZM151 194H152V193H151ZM154 194H155V193H154ZM169 194H170V195H169ZM197 194H199V193H197ZM202 194H203V195H202ZM213 194H214V193H213ZM249 194H250L251 196L255 197L256 199H255V198L253 199V197H252L253 200H250L251 198H249ZM94 195H95V194H94ZM103 195H104V194H103ZM155 195H156V194H155ZM163 195H164V196H163ZM201 195H202V196H201ZM210 195H212V194L210 193ZM214 195H215V194H214ZM95 196H96V195H95ZM99 196H98V197H99ZM186 196H187V197H186ZM195 196H197V195H195ZM238 196H240V195H238ZM149 197H150V195H149ZM149 197H147V198H148V202H147L148 204H149ZM151 197H152V196H151ZM151 197H150V198H151ZM198 197H199V195H198ZM243 197H244V195L242 196V198H243ZM261 197H262V196H261ZM92 198H93V197H92ZM155 198H154V199H155ZM164 198H165V199H164ZM175 198H176V199H175ZM178 198H179V199H178ZM183 198H184V196H183ZM233 198H234V199L236 198V199L238 200V201L236 200L237 203L240 202V201H239V199H241L240 197H239V199H238V197H233ZM154 199H153V200H154ZM208 199H209V201H208ZM214 199H216V197H215ZM234 199H233V201H234ZM245 199H246V198H245ZM259 199H260V198H259ZM93 200H94V199H93ZM93 200L91 201L90 198H89L88 200L85 199V201H87V202H84V203H89V204H90V202H91V203L94 204V205H91V204H90V207H89L88 209H90V210L92 209V210H91V211L88 210V214H87V213H86V215L84 214L85 218H83V221L85 220V223L82 222V223H83L82 226L85 227V230H83L84 228H82V230H81V232H80V235L83 234V233H85L90 227L92 228V230H88V231H89V232L91 231L92 233L90 232L91 235H89L88 231L85 233L86 236H87V238L89 237L87 241H84V240L87 239V238H84L85 234H84V235H81V236L79 235L80 237L77 236L76 238H78V237H79V239L81 238L80 241L78 242L80 245L77 244V247L79 246V249H81V252H83L84 249H85V251H88V250L90 251V250H91V251L89 252V256L94 257V255L96 254L94 258L97 259V258H99V256H98L99 253H97V252H99V251H98V248H97L95 245L97 244L98 241L101 242L102 239H100V238H101L100 235L102 236V234H99V233H100V230H101V228H100L101 225H97V224H96V221H97L98 224H101V223H99V220H100V219H98V218H100V217H96V216H99V215H100V214L98 215V213H101V212H99V210L102 211L103 208H102V210H101V208H98L99 206L96 205V202H94ZM99 200H100V199H99ZM102 200L104 201V198H103ZM102 200H101V204L103 203ZM153 200L151 201L152 203L154 202ZM181 200H183V199L181 198ZM205 200H206V201H205ZM241 200H242V199H241ZM186 201H185V202H186ZM210 201H211L212 203H211ZM215 201H216V202H215ZM227 201H228V202H227ZM245 201H247V200H244V198H243V201H242L243 203L241 202L242 205L245 206V208H244V206H242V205L239 203V204H240V208H241V210H242V207L245 209V211H244L245 213H244V212H242V213H243V214H246V211H247L248 213H250V214L252 213L251 215H252L254 218H253V217L250 218L251 215H249V214H248L249 217H248L247 215H246V216H247V217H246L245 215H242V213H241V214H239V215H240V216L242 215V218H243V219H240V222L243 221L244 219H245V220L247 219V222L249 221V223H250V222H253L251 219L255 220V222H257V219H264V218H262V216H264V214H262V213H264V211H262V210H264V209H261L262 213L259 211V213L257 214L258 216H256V214H254L256 211H253V210H252V207H250L249 204L247 203L248 201H247V202H245ZM251 201H252V202H251ZM260 201H261V203L264 202V198H262V200H259V203H258V204H260ZM185 202H184V203H185ZM190 202H189V203H190ZM213 202H214V203H213ZM244 202H245V204H244ZM98 203H100V201H98ZM163 203H164V204H163ZM187 203H188V202H187ZM189 203H188V204H189ZM191 203H190V204H191ZM195 203H194V206H195ZM205 203H206V204H205ZM223 203H225V205H224ZM226 203H227V204H226ZM89 204H88V205H89ZM126 204H127V203H126ZM130 204H131V203H130ZM185 204H186V203H185ZM207 204H210V206H213V207H215V208H212V207L210 208L209 205H208L209 207H207ZM211 204H212V205H211ZM234 204H236V202H234ZM85 205H86V204H85ZM128 205H129V204H127V206H128ZM154 205L151 204V207L154 206ZM167 205H168V206H167ZM172 205H173V207H172ZM174 205H175V206L177 205L178 207H181V208L183 207V209L187 207L188 210L190 209V211H191V210H192V211H191V213H190V211H188V210L185 211V209H184V211H183L182 209H179V210H182V211L184 212V213H182V214H184V215L181 216L182 214H181L180 211H175V210H174V208H175ZM191 205H192V204H191ZM222 205L225 206V208H224ZM236 205H238V204H236ZM92 206H94V207H92ZM97 206H98V207H97ZM102 206H103V204H102ZM132 206H133V208H134V204H133V205H130V207H132ZM177 206H176V208H177ZM192 206H193V205H192ZM255 206L257 207V210H258V208L260 207V205H259V207H258L257 205H255ZM255 206H254L253 208H255ZM128 207H129V206H128ZM130 207H129V208H130ZM135 207H137V206L135 205ZM227 207H228V208H227ZM2 208H3V207H1V205H0V211H3V210H4V208H3V209H2ZM160 208H161V207H160ZM171 208H172L173 210H172ZM198 208H199V210H200V209H201V210L199 211ZM204 208H207V209H204ZM260 208H261V207H260ZM262 208H264V207H262ZM96 209H97V210H96ZM130 209H131V208H130ZM135 209H136V208H135ZM150 209H151V208H150ZM153 209H154V208H153ZM156 209H155V210H156ZM177 209H178V208H177ZM194 209H195V211L197 210V212H200V213H201V214H200V213H198V214L204 216L203 221H204L205 219H207V215H208L207 213L209 212L208 209H212L213 213L211 212L212 214L208 215V218H210L209 216H211V218H212L214 221L216 220V221H215L216 223H214L213 226H214V228H215V226H216L215 224H218V225H217L218 227H216L217 229H216V228L213 229V230H215V231L211 230V227H213V226L210 227V223H211V222L213 223V220L211 219V220H212V221H211V220L209 219L208 221L205 220L206 222H205V221L203 222L202 219H201V217L198 218V216H197L198 214H197V213H196V215H195V211H194ZM224 209H225V211H226V212H225V215H226V216L223 215V214H222V216H219V215L217 216V213H218V214L220 213V215H221V212L224 213V212H223ZM233 209H234V208H233ZM244 209H243V210H244ZM132 210H134V209H132ZM241 210H240V211H241ZM254 210H255V209H254ZM259 210H260V209H259ZM89 211H90V212H89ZM96 211H97V212H96ZM217 211H218V212H217ZM234 211H235V210H233V213H234ZM240 211H238V210L236 209L235 213L238 214ZM250 211H251V212H250ZM3 212H7V213H9V214H11V215L14 216L13 219L15 218V209H8V210L6 211V208H5V210H4ZM177 212H178L179 214H181V215L174 216V215H176V214H174V213H177ZM186 212H187V213H186ZM206 212H207V213H206ZM229 212H231V211H229ZM229 212H228V213H229ZM188 213H189L191 216H190ZM193 213H194V215H193ZM209 213H210V212H209ZM235 213H234V214H235ZM256 213H257V212H256ZM128 214H129V213H128ZM213 214H214L215 216H214ZM234 214H233V217H234ZM87 215H89L90 217L88 216V218H87ZM92 215H93V216H92ZM125 215H127V213H126ZM129 215H132V213L129 214ZM129 215H128V216H129ZM171 215H172V216H171ZM212 215H213L215 218H216V217H217V218L215 219L214 217H212ZM94 216H95V217H94ZM173 216H174V217H177L178 219H180V221H182V222H181V226H180V223H179L180 221L178 222V221H177L178 219L176 220V218H174ZM179 216H181L182 218L179 217ZM196 216H197V217H196ZM231 216H232V215L230 214L228 217H231ZM156 217L159 218L160 221H159ZM183 217H184V218H183ZM189 217H191V218H189ZM205 217H206V218H205ZM94 218H95V220H94ZM96 218H97V219H96ZM146 218H147V217H146ZM146 218H145V219H146ZM152 218H151V219H152ZM202 218H203V217H202ZM248 218H249L251 221H250ZM256 218H257V219H256ZM169 219H170L171 221H169ZM190 219H191V220H190ZM192 219H193V221L196 220L195 222L198 221L197 224H198L199 222H203L205 225L207 224V227L209 226V230H211V232L208 231V235H209L210 237H214V236H215L216 238H220V237L222 236V239L220 238V239L218 240V242H217L216 239H215L216 242H213V244H214V243H216V244H214V245L211 244V245H210V241H208V240L206 239V237H207L208 235H207L205 238H201L200 236L198 237L199 234L197 235V234H196V233H197L196 231H195V234L193 233V232H194V231H193V230H194L193 227H194L195 225H194V226L192 225V222H193ZM88 220H89V221H88ZM93 220H94V221H93ZM174 220H176V221H174ZM217 220H219V221H217ZM220 220H222L224 223H223L222 221L220 222ZM142 221H141V222H142ZM162 221H163V222H162ZM168 221H169V223H168ZM183 221H184V222H183ZM190 221H191V224H190V225L193 226V227H191V226H189V227L191 228L192 231L189 229L188 225H187V228H186V225H184L185 222H190ZM236 221H238V219H237ZM236 221H235V222H236ZM261 221H262V220H261ZM88 222H89V223H88ZM141 222H140V223H141ZM160 222H162L161 225H159ZM176 222L179 224V226H178V224H175ZM217 222H219V223H217ZM226 222H227V223H226ZM238 222H239V221H238ZM243 222H244V221H243ZM156 223L158 224V226H157ZM163 223H164V224H163ZM173 223H174V224H173ZM212 223H211V224H212ZM253 223H254V222H253ZM257 223H258V222H257ZM148 224H150L151 226H149ZM155 224H156V226H155ZM186 224H187V223H186ZM193 224H194V223H193ZM244 224H243V225H244ZM254 224H255V223H254ZM254 224H253V225H254ZM258 224H259V223H258ZM258 224H257V225H258ZM138 225H139V224H138ZM142 225H143V224H141V226H142ZM147 225H148V226H147ZM165 225H164V226H165ZM96 226H97V227H96ZM145 226H146V227H145ZM184 226H185V228H184ZM12 227H13V228H12ZM137 227L140 228V225L137 226ZM152 227H151V228H152ZM219 227H221V228H224V227H225L224 229H221V232L219 231V233H221V235H220L219 233H218V235H217V233H216V231L218 232ZM10 228H11V229H10ZM86 228H87V229H86ZM93 228H94V229H93ZM96 228H97V229L100 228V229H99V230H96ZM141 228H142V227H141ZM141 228H140V230H141ZM230 228H231V229H230ZM259 228H260V229H259ZM9 229H10V232H11L12 234H11L10 232H8ZM152 229H153V228H152ZM163 229H164V228H163ZM181 229H182V228H181ZM257 229L255 228V230H257ZM5 230L8 232V233L6 232V233L8 234V236H9V235H14V236H15V239H16L21 245H23V246H22V249H24V250L26 249V251H24V253L22 254V256H21L20 258L23 259V260L26 259V260H27V261H26L27 263H28V262H31L33 258H32V256H31L30 252L27 251V250H28L29 248H31V247L36 246V245H40V243H43V241H44V234H43V232H42L41 230H39V229H36L35 231H32L33 233H30L28 230H25V231H24V230H21V225H20V223H19L18 221H16V219L10 221V222L6 225ZM12 230H13V231H12ZM95 230H96V231H95ZM135 230H136V229H135ZM137 230L139 231L138 228H137ZM137 230H136V231H137ZM149 230H148V231H149ZM185 230H186V234H185ZM187 230H189L190 232L188 233ZM231 230H232V231H231ZM40 231H41V232H40ZM94 231L97 232V233H95ZM141 231H142V230H141ZM141 231H140V233H141ZM145 231H146V229H145ZM222 231H224V233H223ZM227 231H230V233L227 232ZM82 232H83V233H82ZM93 232H94V234H95L94 236H93ZM143 232H144V230H143ZM143 232H142V233H143ZM163 232H164L165 234H164ZM178 232H179V233H178ZM226 232H227L229 235H228ZM253 232L256 233V234L254 235ZM137 233H138V232H137ZM142 233H141V235H142ZM162 233H163L164 235H166L167 233H169V234H168V236H167V235H166V236H163V234H161L160 237L157 236V238H158V239H157V244H156V245H157V246H156V247H157V249H156L157 251H155V250L152 249L153 247L156 248L155 246H152L151 250H153L155 253H158L157 255H158V256L160 255L159 257H163V256L166 257L167 255H168L169 257H171V258H169L168 256L166 257V260H167V258H168V262H169L170 264H171V263H173V264H184L183 260L185 261V259H184V258H183V260H182V259H178L177 257L179 256V254H176V252L174 253V250H175L176 248H175L174 250H172L171 248H168V249H169V251H168L167 247H165V244L170 246V240H169L170 238H169V235L172 234L171 231L169 232V230H168V232H167V231L165 232V231L162 230ZM170 233H171V234H170ZM190 233H191V234H190ZM192 234H194V235H192ZM223 234H224V235H223ZM252 234H253V235H252ZM259 234H260L261 236H260ZM97 235H98V236H97ZM190 235H191V236H190ZM195 235H196V237H195ZM211 235H212V236H211ZM243 235H244V237L247 238V239H245V238L243 237ZM246 235H247V236L250 235V237H251V236H252V237H251V238H250V237H246ZM82 236H83V237H82ZM90 236H91L92 239H90ZM161 236H163V237H161ZM172 236H173V235H172ZM172 236H170V237H171V241H172V240H173V241H176L175 239H172L175 235H174L173 237H172ZM186 236H188V237H190V238H188V237H186ZM224 236H225V237H224ZM226 236H227V237H226ZM256 236H257V238H255ZM18 237H19V238H18ZM164 237H168V238H167V241H168L169 243H168V242H167V243L165 242V244L163 243V244L160 245V242L162 241V238L164 239ZM191 237H192V238H191ZM197 237H198V238H197ZM17 238H18V239H17ZM160 238H161V241L159 242L158 240H159ZM200 238H201V239H200ZM228 238H229V240H228ZM231 238H232V237H231ZM240 238H241L242 240H241ZM187 239H189V240L191 239V240L189 241V240H187ZM194 239H196L197 241H195ZM204 239H205V242H204V241L202 242V240H204ZM211 239H212V238H211ZM260 239H261V240H260ZM93 240H94V241H93ZM164 240L166 241V238H165ZM164 240H163V241H164ZM192 240H193V241H192ZM199 240H200V241H199ZM206 240H207V243H206ZM213 240H214V239H213ZM237 240H239V242H237ZM245 240H247L248 242H249L250 240H251V241H250L249 243H247V241H245ZM88 241H89V242L91 241L92 243H91V242L89 243ZM95 241H96V242H95ZM211 241H212V240H211ZM219 241H221V242H219ZM222 241H223V242H222ZM229 241H230V243H228ZM242 241H243V242H242ZM244 241L246 242V244L244 243ZM254 241H256V243H255ZM37 242H39V243H37ZM86 242H87V243H86ZM93 242H94V243H93ZM187 242H188V243H187ZM194 242H195V245H194ZM198 242H200L199 245H198ZM240 242H241V243H240ZM85 243H86L87 245H86ZM88 243H89V244H88ZM171 243H172V246H173V242H171ZM219 243H220V245H219ZM27 244H28V245H27ZM90 244H91V245H90ZM94 244H95V245H94ZM188 244H189V245H188ZM206 244H207V245H206ZM208 244H209V246H208ZM240 244H241V245H242V244H245V245L248 244V245H247L248 247L245 246V245H244V247H243V246L241 247ZM251 244H252V245H251ZM26 245H27V246H26ZM88 245H89V246H88ZM203 245H204V247H203ZM205 245H206V246H205ZM212 245H213V247H212ZM250 245H251V246H250ZM255 245H256V246H255ZM257 245H258V246H257ZM81 246H82V248H81ZM84 246H85V247H84ZM135 246H136V247H135ZM172 246H171V247H172ZM188 246H190V247H192V248L190 249V247H188ZM207 246H208L209 248H208ZM214 246H217V247H215L217 250L214 249ZM231 246L233 247L232 249L230 248ZM234 246H235V247L237 246V247L234 249ZM239 246H240V247H239ZM26 247H27V248H26ZM87 247H89V248L87 249ZM91 247H93V249H91ZM173 247H175V246H173ZM193 247H194V249H193ZM195 247H197V248H195ZM198 247H199V248H198ZM211 247H212V248H211ZM245 247H246V248H245ZM256 247H257V248H256ZM261 247H262V248H261ZM134 248H137L136 243H135L133 249H134ZM202 248H203V249L207 248V250H206V249H205V250H202ZM210 248H211V249H210ZM241 248H242V249H241ZM243 248H245V250H243ZM165 249H166V250H165ZM170 249H171V250H170ZM196 249H198V250H196ZM212 249H213V250H212ZM230 249H231V250H230ZM247 249H248V250H247ZM151 250H149V252H153V251H151ZM162 250L164 251V253H165L166 251L169 252V254H167V252H166L165 254L162 253ZM185 250H187V251H185ZM200 250H201V251H200ZM208 250H209V251H208ZM211 250H212V251H211ZM226 250H227V252H229V251H230V252H229V253H226ZM252 250H253V251H252ZM260 250H261V251H260ZM85 251H84V252H85ZM170 251H171V252L173 251L172 254L170 253ZM176 251L179 252L178 250H176ZM184 251H185V252H184ZM190 251H191V252H190ZM192 251H193V252H192ZM203 251H204V252H203ZM214 251H215V252H214ZM25 252H26V253H25ZM27 252H28V253H27ZM154 252H153L152 254H148V255H149V257L147 258V260H148V264H157L158 262H159L158 264H160V261L163 262V260H162L163 258H158L157 255H156L157 257L154 256V255H155ZM180 252H182V250H181ZM180 252H179V253H180ZM197 252H198V253H197ZM200 252H201V254L199 255ZM212 252H213V253H212ZM244 252H246V253L244 254ZM250 252H251V253H250ZM90 253H91V254H90ZM173 253H174V255L176 254L177 256L175 257V256L173 255ZM192 253H193L194 255H193ZM196 253H197V256L195 255ZM204 253H205V254H204ZM247 253H248V254H247ZM92 254H93V255H92ZM227 254H228V256H227ZM171 255H173V257H175L176 259H174ZM189 255H191L192 257L189 256ZM244 255H245V257H244ZM84 256H86V255L84 254ZM151 256H153V258H152ZM198 256H199V257H198ZM202 256H204V257H202ZM209 256H210V257H209ZM221 256H222V259L220 258ZM232 256H233V257H232ZM234 256H235V257H234ZM146 257H147V256H146V254H145V260H146ZM181 257H182V255H181ZM226 257H227V258H226ZM237 257H238V258H237ZM252 257H253L254 259H252ZM193 258H194V259H193ZM200 258H201V259H200ZM203 258H204L205 260H204ZM224 258H226V259H225V262H223V259H224ZM232 258H233L234 260H233ZM236 258L239 259V260H236ZM159 259H160V260H159ZM164 259H165V258H164ZM170 259H171L173 262H171ZM199 259H200V260H199ZM227 259H228V260H227ZM241 259H243V260H241ZM245 259H246V260H245ZM158 260H159V261H158ZM169 260H170V261H169ZM174 260H176V262H175ZM180 260H182V261H180ZM197 260H198V261H197ZM201 260H202V261H201ZM207 260H206V261H207ZM248 260H249V261H248ZM253 260H254V261H253ZM179 261H180V262H179ZM227 261H228V262H227ZM231 261H232V262H231ZM234 261H235V262H234ZM242 261H243L244 263H243ZM255 261H256V262H255ZM145 262H146V261H145ZM162 262H161V264H164V263H165V262H163V263H162ZM168 262L166 261L165 264H167ZM178 262H179V263H178ZM189 262H190V261H189ZM213 262H212V263H213ZM236 262H237V263H236ZM186 263H187V262H185V264H186ZM226 263H225V264H226ZM146 264H147V263H146ZM190 264H192V263L190 262Z\"/></svg>","mask_w":264,"mask_h":264},{"label":"clouds","instance_id":"3","mask_svg":"<svg viewBox=\"0 0 264 264\" xmlns=\"http://www.w3.org/2000/svg\"><path fill=\"white\" fill-rule=\"evenodd\" d=\"M3 202H9L8 197L0 193V203ZM13 217V215L7 212L0 211V227H4L10 221L14 220ZM22 246L23 245L15 239L14 235L0 237V253H6L9 264H26L27 260L20 258L24 253L22 251Z\"/></svg>","mask_w":264,"mask_h":264}]
</instances>
